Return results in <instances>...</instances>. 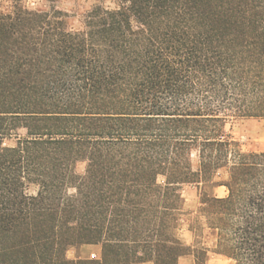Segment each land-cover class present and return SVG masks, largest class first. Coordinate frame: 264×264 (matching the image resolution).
Here are the masks:
<instances>
[{
    "label": "trees",
    "instance_id": "obj_1",
    "mask_svg": "<svg viewBox=\"0 0 264 264\" xmlns=\"http://www.w3.org/2000/svg\"><path fill=\"white\" fill-rule=\"evenodd\" d=\"M25 1L0 0V264H264V151L227 131L264 120V0H114L81 30Z\"/></svg>",
    "mask_w": 264,
    "mask_h": 264
},
{
    "label": "rangeland",
    "instance_id": "obj_2",
    "mask_svg": "<svg viewBox=\"0 0 264 264\" xmlns=\"http://www.w3.org/2000/svg\"><path fill=\"white\" fill-rule=\"evenodd\" d=\"M24 5L31 10H40L52 12L54 10L62 11L65 14L68 25L75 29L81 30L84 28L85 16L98 5L114 8V0H27ZM8 3H5V7ZM227 131L232 135L235 141L242 145L243 150L264 151V120L249 119V120H235L230 118ZM8 145H13V142H7ZM193 168L195 170L199 167V161L196 153L192 155ZM85 166H79V172H84ZM228 179V172L223 170L217 175L218 181H226ZM35 189L32 188V192ZM219 196H225L227 191L225 188L217 191ZM183 196L186 202L184 216L181 217L179 237L187 245H194V235L190 231L191 225L198 217L199 196L198 190L195 186L183 187ZM210 241L209 245H212ZM79 249V248H78ZM78 249H70L67 256L71 260H77L79 254ZM102 249V246H101ZM193 257V256H192ZM194 258V257H193ZM195 259H194V263ZM207 264H234L228 258L211 253Z\"/></svg>",
    "mask_w": 264,
    "mask_h": 264
},
{
    "label": "crops",
    "instance_id": "obj_3",
    "mask_svg": "<svg viewBox=\"0 0 264 264\" xmlns=\"http://www.w3.org/2000/svg\"><path fill=\"white\" fill-rule=\"evenodd\" d=\"M222 188L224 187L218 188L215 191V194L220 198H223L227 195V194L225 196L218 195L217 191ZM76 252L79 254L78 259L100 260L102 258L101 246H83V247H80ZM193 263H194V258L192 256H185V257L180 258L179 260V264H193ZM143 264H153V263L148 262V263H143Z\"/></svg>",
    "mask_w": 264,
    "mask_h": 264
}]
</instances>
